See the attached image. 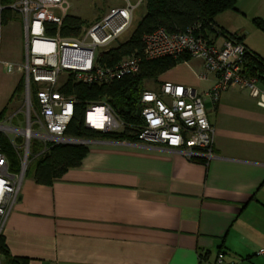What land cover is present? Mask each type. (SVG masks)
I'll return each mask as SVG.
<instances>
[{"label":"crops","instance_id":"1","mask_svg":"<svg viewBox=\"0 0 264 264\" xmlns=\"http://www.w3.org/2000/svg\"><path fill=\"white\" fill-rule=\"evenodd\" d=\"M138 13L134 29L144 17ZM250 13L264 20V0H236V12L218 15L213 25L264 60V34L257 32L261 40L254 46L241 26ZM98 21L87 27L82 21V31ZM3 31L8 36L0 61L22 75L23 18L15 12ZM205 35L217 46L226 40ZM203 71V63L190 58L149 87L171 83L200 96L214 130L213 160L189 161L161 146L97 141L78 168L48 186L36 184L33 168L5 222L9 258L3 264H213L218 253L235 264H264L258 255L264 251V109L239 89L213 104L206 92L215 77L200 82L194 76ZM0 74L1 115L16 96L23 98L24 88L18 92L22 83H12L1 67Z\"/></svg>","mask_w":264,"mask_h":264},{"label":"built area","instance_id":"2","mask_svg":"<svg viewBox=\"0 0 264 264\" xmlns=\"http://www.w3.org/2000/svg\"><path fill=\"white\" fill-rule=\"evenodd\" d=\"M121 1L122 7L107 9L96 24L74 39L46 35L45 24L60 28L69 12L67 0H19L9 6L24 21L26 52L20 71L25 111H20L23 117L20 121L17 113L0 122V133L8 138L15 152L21 153L17 173L11 171L9 160L0 153V237L18 200L32 141L44 146L79 143L88 146L97 142L79 141L64 135L76 105L73 96L62 93L69 80L84 87L104 86L138 76L144 62L189 56L203 63L204 71L194 73L198 81L206 82L209 75L215 77L214 85L206 92L213 104L229 89H239L246 91L257 106L264 109V85L244 71L248 50L227 39L217 46L200 33V25L176 33L157 29L142 38L141 55L127 57L114 66L102 64L100 54L117 44L131 28L138 10L143 9L144 14L146 11L147 0ZM214 33L217 38L221 37L218 30ZM0 67L6 75H13L17 69L1 61ZM139 111L142 123L135 130L137 141L134 143L165 147L189 161L202 160L207 164L215 158L214 130L207 120L202 99L191 88L162 83L153 89L144 84ZM83 125L103 134L117 133L125 127L108 105L100 103L87 105ZM258 255L264 257V251ZM0 264H3L1 255ZM213 264L235 263L226 261L225 255L218 253Z\"/></svg>","mask_w":264,"mask_h":264},{"label":"trees","instance_id":"3","mask_svg":"<svg viewBox=\"0 0 264 264\" xmlns=\"http://www.w3.org/2000/svg\"><path fill=\"white\" fill-rule=\"evenodd\" d=\"M10 5H12L10 0H0V27L9 23L15 14L9 8ZM229 11L236 12V0H147L144 17L137 24L130 37L122 43H117L107 52L101 53L99 60L102 64L114 66L127 57L141 55L143 50L142 38L160 28L169 33H176L200 25V33L206 38V31L215 34L214 31L218 30L225 39L241 44V39L236 35H225L213 25V21L218 15ZM83 25L79 18L66 16L60 28L54 24H45L46 35L54 37L58 34L62 39L78 38L81 35ZM253 25L257 31L264 34V20L253 19ZM189 59V56H182L178 59L163 58L153 62H144L138 76L112 82L109 86L84 87L69 80L62 93L73 96L76 105L73 118L64 134L65 137L79 141L136 142L135 130L142 123L137 111L139 110L144 81L156 82L161 75ZM244 71L247 75L257 77L264 85L263 59L249 52V55L245 57ZM23 88L22 83L19 85L18 92H22ZM98 103L106 104L113 110L124 124V130L103 134L84 127L83 119L87 105ZM5 113L6 110L0 115V120ZM87 150V145L47 144L44 146L39 142L32 141L29 162L34 168L36 184L48 186L61 179L69 169L78 168L87 154ZM0 153L9 160L11 171L17 173L20 168L19 160L15 157V150L10 141L1 133ZM195 161L204 163L202 160ZM0 255L5 260L9 258L3 236L0 237ZM14 262L28 264L26 259H15Z\"/></svg>","mask_w":264,"mask_h":264},{"label":"rangeland","instance_id":"4","mask_svg":"<svg viewBox=\"0 0 264 264\" xmlns=\"http://www.w3.org/2000/svg\"><path fill=\"white\" fill-rule=\"evenodd\" d=\"M68 2L70 5L69 14L81 18L82 21H84L85 23V27H87L95 19L100 20L103 16V13L107 9L118 8V7H122L123 5L121 0H68ZM257 10L258 8H256L254 11H257ZM138 12L143 13L144 10L140 9L136 13ZM139 13L138 15H140ZM252 14L253 13H250L249 15H247L249 16L248 18L246 17L242 19L241 26L244 28V32L249 34L248 37L246 38V41L256 46L260 43L261 37L259 36V34L257 33L258 31L253 25V18L251 17ZM133 31H134V26L132 25L131 28L117 41V43H122L126 41L130 37V35L133 33ZM7 36L8 35L5 33V31L0 32V45L2 46L1 48H4V43L6 42ZM115 45L116 44H113L109 49H111ZM7 76H9L12 83L13 82L23 83L24 85V82H22L23 81L22 75L19 72H16L13 75H7ZM62 77L64 78L65 74H62ZM144 84H148L150 86V85H153V82L144 81ZM105 86H109V85H105ZM23 101H24L23 98L16 96L13 99V101L10 103L9 109L7 110L5 115L2 116L0 122H4L7 118L17 113H19L20 115L17 116L16 118L19 121L22 120L23 117L20 111H25V108H23L25 105ZM32 101H34V97L32 98ZM37 112H38V109H37ZM14 154H15L16 159H18L20 163L21 153L15 152ZM28 167H29L28 172H32L33 167H32V164H30V162H28Z\"/></svg>","mask_w":264,"mask_h":264},{"label":"water","instance_id":"5","mask_svg":"<svg viewBox=\"0 0 264 264\" xmlns=\"http://www.w3.org/2000/svg\"><path fill=\"white\" fill-rule=\"evenodd\" d=\"M137 115H138V117H140V111L139 110L137 111ZM79 145H82V143H79Z\"/></svg>","mask_w":264,"mask_h":264}]
</instances>
